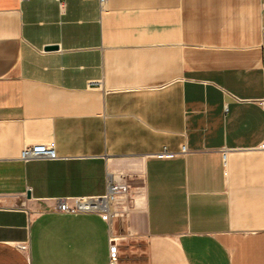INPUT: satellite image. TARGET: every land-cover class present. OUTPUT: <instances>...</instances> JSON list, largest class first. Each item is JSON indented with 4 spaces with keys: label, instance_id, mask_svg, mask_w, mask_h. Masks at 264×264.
<instances>
[{
    "label": "crops",
    "instance_id": "1",
    "mask_svg": "<svg viewBox=\"0 0 264 264\" xmlns=\"http://www.w3.org/2000/svg\"><path fill=\"white\" fill-rule=\"evenodd\" d=\"M111 183L144 264H264V0H0V264H109L117 218L59 207Z\"/></svg>",
    "mask_w": 264,
    "mask_h": 264
},
{
    "label": "rangeland",
    "instance_id": "2",
    "mask_svg": "<svg viewBox=\"0 0 264 264\" xmlns=\"http://www.w3.org/2000/svg\"><path fill=\"white\" fill-rule=\"evenodd\" d=\"M142 192L141 189H135L128 193H117L110 195L112 203V216L117 219V230L113 234L114 244L117 242H129V251L141 260V264L145 262V240L143 238L144 222L142 213ZM116 214V216H115ZM133 216L135 219H123L124 216Z\"/></svg>",
    "mask_w": 264,
    "mask_h": 264
},
{
    "label": "built area",
    "instance_id": "3",
    "mask_svg": "<svg viewBox=\"0 0 264 264\" xmlns=\"http://www.w3.org/2000/svg\"><path fill=\"white\" fill-rule=\"evenodd\" d=\"M100 3H104L105 0H99ZM59 157L54 149L53 144H38L32 146L24 147L21 159L22 161H31L36 159H44V160H57ZM126 192V187L121 185H115L113 183L109 186V192L107 195L93 198L91 200H77L73 205L68 204L67 202H63L60 204L59 211L68 214H77V213H87V212H98L101 213L106 220H111L112 214L107 212L106 210H102L96 207V205H102L105 200H108L113 194ZM115 244L113 243V239L111 240V260L109 264H116L115 260ZM23 250H27L26 245H22Z\"/></svg>",
    "mask_w": 264,
    "mask_h": 264
},
{
    "label": "bare ground",
    "instance_id": "4",
    "mask_svg": "<svg viewBox=\"0 0 264 264\" xmlns=\"http://www.w3.org/2000/svg\"><path fill=\"white\" fill-rule=\"evenodd\" d=\"M97 208L102 209V210H106L107 212H109L111 214V197L108 200H105L104 203L102 205H96Z\"/></svg>",
    "mask_w": 264,
    "mask_h": 264
},
{
    "label": "water",
    "instance_id": "5",
    "mask_svg": "<svg viewBox=\"0 0 264 264\" xmlns=\"http://www.w3.org/2000/svg\"><path fill=\"white\" fill-rule=\"evenodd\" d=\"M57 47H48L47 50H56Z\"/></svg>",
    "mask_w": 264,
    "mask_h": 264
}]
</instances>
